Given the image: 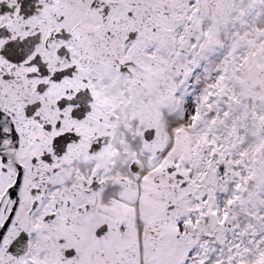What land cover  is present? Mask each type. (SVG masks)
<instances>
[{
    "label": "snow or ice",
    "instance_id": "snow-or-ice-1",
    "mask_svg": "<svg viewBox=\"0 0 264 264\" xmlns=\"http://www.w3.org/2000/svg\"><path fill=\"white\" fill-rule=\"evenodd\" d=\"M0 264H264V0H0Z\"/></svg>",
    "mask_w": 264,
    "mask_h": 264
}]
</instances>
